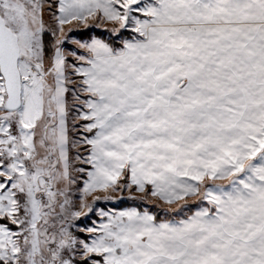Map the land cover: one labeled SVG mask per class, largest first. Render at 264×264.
Returning a JSON list of instances; mask_svg holds the SVG:
<instances>
[{
	"label": "snow or ice",
	"instance_id": "obj_1",
	"mask_svg": "<svg viewBox=\"0 0 264 264\" xmlns=\"http://www.w3.org/2000/svg\"><path fill=\"white\" fill-rule=\"evenodd\" d=\"M0 264H264V0H0Z\"/></svg>",
	"mask_w": 264,
	"mask_h": 264
},
{
	"label": "rangeland",
	"instance_id": "obj_2",
	"mask_svg": "<svg viewBox=\"0 0 264 264\" xmlns=\"http://www.w3.org/2000/svg\"><path fill=\"white\" fill-rule=\"evenodd\" d=\"M97 32H99V30H97ZM70 47H75V45H70ZM123 203H126V204H123ZM127 205H129L130 207H146V206H148V205H141V203L139 201H132V200L119 201L118 200L116 203H107V204H103L102 203L100 205V207L105 208V210H109L110 209V210H113V211H119V210L127 209V207H124V206H127ZM91 220H94L97 223L100 222L99 217L96 216V215H92L91 216ZM78 223L88 224L89 223V218L86 216V217L82 218V220L79 221Z\"/></svg>",
	"mask_w": 264,
	"mask_h": 264
},
{
	"label": "trees",
	"instance_id": "obj_3",
	"mask_svg": "<svg viewBox=\"0 0 264 264\" xmlns=\"http://www.w3.org/2000/svg\"><path fill=\"white\" fill-rule=\"evenodd\" d=\"M123 204H126V203H123ZM123 207V206H122ZM124 207H127V208H129L130 206L129 205H127V206H124Z\"/></svg>",
	"mask_w": 264,
	"mask_h": 264
}]
</instances>
